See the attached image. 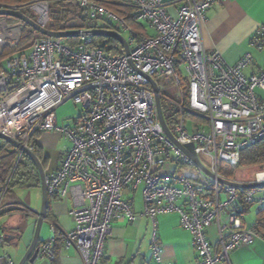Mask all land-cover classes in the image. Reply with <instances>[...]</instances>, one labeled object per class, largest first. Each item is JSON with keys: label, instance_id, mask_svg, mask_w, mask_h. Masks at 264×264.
Masks as SVG:
<instances>
[{"label": "built area", "instance_id": "obj_1", "mask_svg": "<svg viewBox=\"0 0 264 264\" xmlns=\"http://www.w3.org/2000/svg\"><path fill=\"white\" fill-rule=\"evenodd\" d=\"M53 1H75L83 18L127 34L130 53L122 47V54L108 56L92 35L82 34L73 45L41 35L28 54L0 62V134L31 150V139L41 133L71 144L59 168L46 174L45 185L49 197L71 201L74 228L62 231L52 224V237L27 264L53 261L58 244L77 249L85 264H101L114 222L139 216L153 226L155 264H165L157 219L169 214H177L192 235L197 264H231L232 252L259 237L244 224L241 207L264 210V188L224 181L264 185V171L249 182L231 181L221 176L219 163L238 165L242 152L264 139V69L247 78L250 55L230 66L205 50V14L225 0H175V17L165 0H117L153 31L146 36L98 0H35L0 10L27 11L48 29ZM26 28L22 20L1 16L0 42L16 48ZM252 44L264 48V29ZM151 81L173 121L176 142L159 121ZM69 102L82 110L60 123L57 110ZM191 145L213 177L179 147ZM6 190L0 185V192ZM126 190L131 196L141 190L142 214H135ZM211 227L217 230L215 243ZM0 264L14 262L0 255Z\"/></svg>", "mask_w": 264, "mask_h": 264}, {"label": "crops", "instance_id": "obj_2", "mask_svg": "<svg viewBox=\"0 0 264 264\" xmlns=\"http://www.w3.org/2000/svg\"><path fill=\"white\" fill-rule=\"evenodd\" d=\"M165 1L168 2L169 14L175 17L177 13V5L173 3L175 0ZM205 17L206 21L201 33L207 52L219 53L225 63L230 66L237 65L245 56L250 55L252 62L244 70L247 78L264 69V48L258 49L252 44L258 32L264 29V0H225L213 5L206 12ZM144 32L146 35L154 34L146 26H144ZM71 109L72 105L68 106L67 103L61 106L56 113L58 120L64 122L71 119L73 116L68 118ZM54 136L57 135L41 133L35 139L46 174L59 168L65 153L70 149L69 146L64 148L52 165L46 150L55 151L58 148L55 142L52 143ZM37 187L41 189L42 194L41 184ZM7 194L8 191L0 195V236L4 237L0 255H7L14 264H20L34 240L40 212L25 208L22 210V202L17 197L7 198ZM124 194L131 200L135 214H142L144 205L141 190L134 196H131L129 190H126ZM71 207L69 200L49 197L48 217L46 213L39 236V245L52 237V224L62 231H70L74 228V223L69 216ZM241 215L244 224L255 231L259 237L250 246L241 247L232 252L231 264H264V210L243 205ZM45 226L47 228L42 235ZM157 233L163 246L165 264H197L198 255L193 248L192 235L181 226L180 217L177 214L159 217ZM152 235L153 226L146 217L139 216L131 223L124 220L115 221L101 264H155L151 253ZM208 235L212 243L217 241L215 227L208 230ZM5 248H16L20 250V254L14 259L5 252ZM56 258L58 264H85L77 249L64 250L59 244L56 247ZM46 264H51V261Z\"/></svg>", "mask_w": 264, "mask_h": 264}, {"label": "trees", "instance_id": "obj_3", "mask_svg": "<svg viewBox=\"0 0 264 264\" xmlns=\"http://www.w3.org/2000/svg\"><path fill=\"white\" fill-rule=\"evenodd\" d=\"M32 1L35 0H0V5L22 6ZM98 1L106 8L125 19L133 29L145 34L144 26L142 27L140 24H138L131 8L124 6L115 0ZM23 13L30 19L35 20L31 13L27 11ZM47 28L48 30L56 33L67 31H87L96 28L117 31V28L113 25H105L100 27L96 22L83 18L82 10L75 1H53L51 3L50 21ZM40 37L41 35L38 32L32 30L31 28H26L23 31L21 41L16 48H9L0 42V62L2 63L12 57H19L21 55L28 54L34 40ZM65 41L68 44L73 45L77 42V38H69ZM95 45L101 48L108 56L122 54V46L114 39L96 37ZM184 84H186V82ZM162 108L166 124L169 129H172L173 121L170 117H168L166 105H163ZM38 135L39 134L31 139V144L33 146V152L39 159H41V152L35 141ZM0 155H3L1 158L5 162L0 165V185L2 187H7V191L19 185H30L32 183L35 186H39L41 184L38 169L32 159H30L28 156L18 153V151L12 145L4 141H0ZM263 168L264 139L258 144L244 150L241 154L240 163L238 165H232L225 162L219 163V173L221 176L231 181L249 182L253 179L247 180L246 176L257 172L258 170L263 171ZM2 194L3 192H0V195ZM51 264H58L57 258L51 261Z\"/></svg>", "mask_w": 264, "mask_h": 264}, {"label": "water", "instance_id": "obj_4", "mask_svg": "<svg viewBox=\"0 0 264 264\" xmlns=\"http://www.w3.org/2000/svg\"><path fill=\"white\" fill-rule=\"evenodd\" d=\"M1 16H6V17H11V18H16V19L22 20L25 23H27L28 26L32 30L38 32L40 35H42L44 37L56 38V39H65L66 40L69 38H77V37L81 36L82 34H87V35H92L94 37H103V38H107V39H114L120 43V45L124 48V51L127 55L130 53V46H129L127 40L125 39V37H123L120 33L115 32V31L100 29V30L67 31V32L56 33V32H52L48 29L41 27L34 20L30 19L27 15H25L24 13L19 12V11H12V10H7V9L0 10V17ZM151 83H152V86L154 88L159 121H160L166 135L168 136V138L171 141L176 142L175 137L173 136V134L171 133L170 129L168 128V126L166 124L164 114H163V108H162V103H161L159 91H158L154 81H151ZM0 141H4V142L12 145L16 150H19L22 154H24V155L28 156L30 159H32V161L36 165L38 172H39V175H40L41 188H42V209L39 213V220H38L36 233H35L32 245L30 246L28 252L26 253L24 258L20 262V264H27L28 262L33 263L36 261L38 253H39V236H40L41 228H42L43 222L45 220L46 213L48 210V205H49V196H48L46 185H45V177H46L45 169H44L43 164L41 163L40 159L33 152V150L27 148L26 146L17 142L16 140H13V139H11L7 136H4L2 134H0ZM179 147L182 149V151L185 154H187L191 158V160L193 161V163L196 166L201 168L209 176L213 177V175L208 170L203 168V166L201 165L199 157L196 155V153L194 151L193 145L185 146V147L179 146ZM224 182L226 184H229L232 186H236V187L242 186L243 188H248V189H250V188H252V189L264 188V185H240V184H236V183L228 182V181H224Z\"/></svg>", "mask_w": 264, "mask_h": 264}, {"label": "rangeland", "instance_id": "obj_5", "mask_svg": "<svg viewBox=\"0 0 264 264\" xmlns=\"http://www.w3.org/2000/svg\"><path fill=\"white\" fill-rule=\"evenodd\" d=\"M115 1L118 2L117 0H115ZM139 33H141V32H139ZM121 34H122L123 37L127 38V34H125L123 32H121ZM145 36H146V34H145ZM67 104H68V106L72 105V109L70 111V116H68V118L69 117L71 118L72 116H73L72 118L78 116L80 110H82V109L80 107H75L72 104V102H69ZM67 120H65V122ZM60 123H63V122H60ZM54 135H56V134H54ZM60 137L61 136H59V135L54 136V140H52V143L55 142L57 144V146H58V148H56L55 151H48V149L46 150L48 156L51 158L52 165L57 160L59 153L62 152L64 150V148H66L68 146H69V148L71 147L70 142H68L64 137H62V139ZM17 151H18V153H21L19 150H17ZM2 156L0 155V158ZM3 162H4V160L1 158L0 159V165ZM262 170L264 171V168ZM259 171L261 172V170H258L257 172L251 173V175L246 176V179L247 180L253 179L255 177V175L257 173H259ZM5 192H7V190ZM7 195H8L7 198H12V197L15 198V197H17L22 202V204H21L22 210L25 208V209H31L34 212H40L41 209H42L41 189L38 188L37 186L33 185L32 183L30 185L27 184V185L15 186L14 188H11L8 191ZM254 208H257V207L254 206ZM46 228H47V226L44 227L42 235L44 234V231H45ZM5 249H6L5 252H8L14 259H16L17 256L20 254V250H16V248H13L14 250L10 249V248H5Z\"/></svg>", "mask_w": 264, "mask_h": 264}, {"label": "bare ground", "instance_id": "obj_6", "mask_svg": "<svg viewBox=\"0 0 264 264\" xmlns=\"http://www.w3.org/2000/svg\"><path fill=\"white\" fill-rule=\"evenodd\" d=\"M169 128V127H168Z\"/></svg>", "mask_w": 264, "mask_h": 264}]
</instances>
